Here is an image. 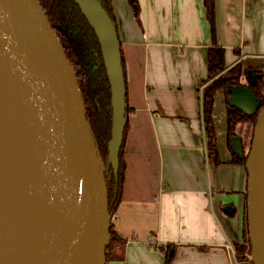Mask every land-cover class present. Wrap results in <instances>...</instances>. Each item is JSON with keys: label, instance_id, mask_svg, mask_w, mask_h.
<instances>
[{"label": "crops", "instance_id": "0c3cea01", "mask_svg": "<svg viewBox=\"0 0 264 264\" xmlns=\"http://www.w3.org/2000/svg\"><path fill=\"white\" fill-rule=\"evenodd\" d=\"M136 3L137 16L127 0H110L130 113L124 182L111 219L123 245L106 264H165L161 250L169 245V264H251L235 254L248 174L232 162L222 92L214 94L212 111L215 162L208 157L202 93L214 49L222 51L225 71L240 63L264 80V0H215V42L201 0ZM250 132L248 125L236 129L243 148ZM224 205L236 208L234 217L221 214Z\"/></svg>", "mask_w": 264, "mask_h": 264}, {"label": "water", "instance_id": "95a60500", "mask_svg": "<svg viewBox=\"0 0 264 264\" xmlns=\"http://www.w3.org/2000/svg\"><path fill=\"white\" fill-rule=\"evenodd\" d=\"M73 1L100 47L112 112L107 159L116 170L127 121L117 30L99 0ZM251 71L242 68L254 84ZM229 90L230 107L257 113L245 86ZM230 148L240 158L241 138ZM102 168L73 71L37 1L0 0V264H106L112 216ZM245 169L248 257L264 264V105ZM220 212L230 219L236 208Z\"/></svg>", "mask_w": 264, "mask_h": 264}, {"label": "trees", "instance_id": "16d2710c", "mask_svg": "<svg viewBox=\"0 0 264 264\" xmlns=\"http://www.w3.org/2000/svg\"><path fill=\"white\" fill-rule=\"evenodd\" d=\"M43 15L53 31L60 47L67 58L76 85L81 93L86 121L89 125L91 134L95 140L99 155L101 157L103 168L102 176L106 192L107 205L111 216L115 213L116 207L120 201L122 185L124 182L125 164L123 161V147L125 144V135L128 130L126 121L122 146L117 160L116 170L107 161L109 142L111 138V102L110 90L105 69L102 62L100 47L97 38L89 27L86 19L83 17L78 6L73 0H36ZM101 6L108 16L114 22L116 21L111 8L110 0H99ZM135 16H137L138 7L136 0H128ZM206 20L211 28L212 40L215 42V0H201ZM236 53V52H235ZM122 70L126 84V68L122 59ZM223 55L220 49H214L207 55V74L211 82V87L202 93V123L206 138V150L210 159H216V137L213 126L212 111L214 104V94L222 92L226 107V127H227V144L230 147V139L237 137L236 129L239 125H248L251 128L250 138L252 140L253 129L257 120V114L264 105V80L261 72L252 70L251 74L255 75L254 84L244 85L257 99V113L246 116L241 109L232 108L228 105L230 88L241 86L240 78L246 77L247 72H242L241 64L237 63L227 70L223 75ZM126 116L130 110L126 107ZM248 153L243 151L240 158L236 157L233 152L234 164L245 166ZM247 222V219H246ZM244 227L247 234L244 233ZM110 241L106 250V263L112 259L113 248L116 244L123 245V241L113 231L112 225L109 228ZM243 242L235 244V254L237 257L246 259L250 255V243L248 237V226L243 220ZM173 249L172 245L162 249L165 255V264H169L173 254L169 252ZM122 255L118 259H122ZM253 264L252 262H250Z\"/></svg>", "mask_w": 264, "mask_h": 264}, {"label": "rangeland", "instance_id": "374dc122", "mask_svg": "<svg viewBox=\"0 0 264 264\" xmlns=\"http://www.w3.org/2000/svg\"><path fill=\"white\" fill-rule=\"evenodd\" d=\"M127 3H129V1L127 0ZM129 5H130V3H129ZM227 73V71H225L224 70V72L222 73L223 75H225ZM211 84V82L208 84V86ZM246 84V83H245ZM207 86V87H208ZM206 87V88H207ZM206 88L204 89V90H206ZM252 137H253V134H252ZM252 141V140H251ZM245 152L246 153H248L249 151H250V149H251V142H250V139H249V141L247 140V142L245 143ZM107 161H108V159H107ZM245 198H246V196H245ZM243 218H244V224H245V226H246V219H247V205L245 204V207H244V209H243ZM112 219V218H111ZM244 233L245 234H247V232H245L246 231V228L244 227ZM243 242V240L241 241V243Z\"/></svg>", "mask_w": 264, "mask_h": 264}, {"label": "built area", "instance_id": "2783aa9c", "mask_svg": "<svg viewBox=\"0 0 264 264\" xmlns=\"http://www.w3.org/2000/svg\"><path fill=\"white\" fill-rule=\"evenodd\" d=\"M148 244H149V245H153V240H152V239H149V240H148Z\"/></svg>", "mask_w": 264, "mask_h": 264}, {"label": "flooded vegetation", "instance_id": "af4514ba", "mask_svg": "<svg viewBox=\"0 0 264 264\" xmlns=\"http://www.w3.org/2000/svg\"><path fill=\"white\" fill-rule=\"evenodd\" d=\"M246 84H247V83H246ZM246 84H245V85H246ZM243 86H244V85H243ZM242 146H243V145H242ZM243 151H244V148H243Z\"/></svg>", "mask_w": 264, "mask_h": 264}]
</instances>
